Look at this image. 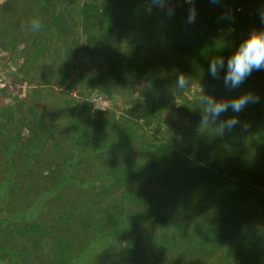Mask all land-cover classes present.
Wrapping results in <instances>:
<instances>
[{
  "label": "trees",
  "instance_id": "trees-1",
  "mask_svg": "<svg viewBox=\"0 0 264 264\" xmlns=\"http://www.w3.org/2000/svg\"><path fill=\"white\" fill-rule=\"evenodd\" d=\"M144 1L152 0H82L77 8L72 6V0H35V6H26L32 17L42 22L41 31L35 34L26 30L25 19L18 28L15 16L4 22L0 15L2 48L10 51L18 41L23 42L27 55L20 71H32L40 85L31 90L28 99L0 107V157L13 163L15 158H23L27 165L38 166L40 144L55 135L51 114L56 113L69 146L61 154L55 148L57 159L48 164L45 175L51 184L39 173L38 179L51 188L70 181V168L78 154L91 157L95 170L90 198L68 199L46 226L36 218L14 223L3 232L5 239L26 236L37 248H43L39 234L54 238L63 230L60 223L76 219V237L64 233L66 237L57 236L48 246L57 256L53 264H76L91 248L86 236H95L100 243L118 224L125 225L129 220L132 225L117 234L121 238L119 245L106 247L108 254L103 264H204L213 258L219 264H263L264 71L253 72L237 90L252 89L261 97L260 103L240 113L250 127L243 138L237 134L239 127L223 137L198 130L199 91L227 94L205 83L196 87L191 100L180 98L178 110L183 112L186 123L178 133L180 140L173 139L172 143L151 138L147 132L150 124L159 127L160 111L164 110L165 102L156 95L132 107L136 113L132 120L108 110L97 109L90 114L86 104H79L53 87L54 82L64 83L67 89L75 81L85 85V77L89 82L96 81L95 87L104 93L125 84L133 65L126 66V60L115 59L114 47L120 37L132 45L140 58L146 56L147 47L153 50L157 46L182 54L198 51L204 57L226 56L238 41L226 47L206 34L221 25L222 9L234 10L248 1L252 9L246 13L247 19L254 20L258 12L264 11V0H222L220 4L191 0L185 5L199 11L200 19L189 24L185 18L187 7L180 12L173 5L176 0H169V6L174 8L172 15L145 3L142 6ZM256 2L260 5L256 6ZM126 14L140 16L126 28ZM175 20L182 24L177 27ZM188 28L193 37L184 35ZM240 29L233 28L239 33ZM98 56L103 61L98 62ZM83 60L90 62L89 72H84ZM213 81L215 85L218 80ZM34 100L50 104V118L39 114L38 105L30 103ZM41 108L45 109L43 105ZM53 173L60 174V179L53 178ZM3 185L0 180V191ZM42 200L38 196L35 202ZM27 214L32 213L27 210ZM141 239L143 252L138 255ZM140 257L143 262L138 260Z\"/></svg>",
  "mask_w": 264,
  "mask_h": 264
},
{
  "label": "rangeland",
  "instance_id": "rangeland-1",
  "mask_svg": "<svg viewBox=\"0 0 264 264\" xmlns=\"http://www.w3.org/2000/svg\"><path fill=\"white\" fill-rule=\"evenodd\" d=\"M81 1L72 0V6L77 8V5ZM23 3H26L25 8H22L24 7ZM144 3L145 6L147 5V7L153 9L154 7L160 8L154 3V0L144 1L142 6H144ZM35 4V0H27V2L26 0H0V15L4 19V22L6 19L15 16L13 20L17 23L19 22L18 28H20L24 24L23 19L27 23L32 18L31 11L26 6L31 5L33 7ZM185 4L187 3L184 0H176L173 3L174 6L179 7L178 10L180 12L186 9L185 7L187 6ZM256 4V6L260 5L257 2ZM188 9L189 6L187 7ZM227 9H230L232 12L231 19H226L224 16L218 28L212 33L206 32L208 39L219 40L226 47H230L235 41H239L246 35L249 29H259L261 27L259 19H247L246 13L252 9L250 2L243 1L238 8L234 10L231 8ZM205 10L208 14L210 13L208 9ZM140 11L143 13L144 10L140 9ZM195 12V18L200 19L198 16L199 11L195 9ZM214 12L219 14V12ZM137 17L133 18L126 14L124 19L126 28L128 25H132ZM178 19H181L179 13ZM177 23L179 24L177 25ZM181 24V21L175 20L174 25L178 27ZM234 26L242 28L240 29V33L233 30ZM181 28L183 29L184 27L181 26ZM189 28L184 34L188 37L193 35ZM2 47L4 46L0 39V107L13 105L19 99H28L31 90L34 87L40 86L38 79L32 77V71H28L27 74L22 73V69L20 71V66L27 55L24 43L18 41L10 51ZM146 52V56L140 58V56L134 54L130 43H127L121 37L116 40V46L114 47L115 59L120 62L126 60V66L133 65V67L128 72L126 83L112 88L108 92L104 93L95 87L97 86V82H89L87 77H85V85H79V82L75 81L70 85L71 88L67 89L63 87L64 83L54 82L53 87L62 95L72 96L79 104H86L90 109V114H94L95 110L101 109L114 112L116 115H122L123 117L129 116L132 120H135L134 116L136 114L131 111L132 107L135 106L137 108L145 104L147 98L156 95L157 98H162L165 102L164 110L160 111L158 118L159 127L156 129L154 125L150 124L147 127V132H149L151 138H155L156 140L165 139L169 143L174 142V140H180L177 137L178 133H180L183 125L186 123V117L183 112L178 110L181 102L180 98L184 97L187 101L194 98L196 87L202 83L213 87L214 90L223 89L226 91L219 80L213 85V79L207 76V62L214 55L208 54L204 57L198 51H189L182 54L177 53L175 50H164L161 46H157L153 50L147 47ZM102 58L98 56L97 61H103ZM89 65V61H82L84 72L90 71ZM177 71L184 73L190 79L189 86L180 94L165 90L174 81ZM41 101L34 100L30 101V103L38 105L39 114H42L44 118L48 119L52 116L55 135L53 134L54 137L48 138L40 144L41 149L37 155L38 166L27 165L23 158H20V160L19 158H15V163H13L5 161L0 157V180L4 182L3 189L1 188L0 191V264H53L57 256L52 253V250L48 246L57 236L60 237L67 234V236L76 237L74 231L76 219H70L67 224L60 223L64 231L62 230L54 238L39 234V245H45L43 248H37L35 244L26 239V236L6 240L3 232L14 223L30 222L35 220V218L42 225L45 223L44 226L51 224L52 218L57 215L60 207L65 204L64 202L68 199L79 198L80 200L81 198H90V195L94 191L95 183L91 181V177L95 171L93 159L79 154L77 160L70 168L73 178L62 185H56L54 188L50 187L49 184L52 181H48V178L45 176L46 170H48L46 168L50 167L48 164H52L57 159L55 148L57 147L58 153L61 154L63 149L68 148L69 141L63 134V123H61L59 116L56 113H50L52 109L48 102ZM42 105L45 107L44 110L41 108ZM249 128L248 126L246 130L248 131ZM244 130L241 128L237 130V134L242 138L246 134V130ZM40 166L45 168L40 170ZM37 173L41 174L49 184L41 183L42 181L38 179ZM53 174V178H56V180L60 179V174ZM85 182H87L86 185ZM38 196L39 199H43L41 203L35 202ZM30 204L32 205L29 206ZM33 205L36 206L34 207ZM27 210L32 214H27ZM130 224L132 225L129 220L125 225L118 224L115 231L109 237L105 236V240L100 243L95 236H86V240L91 243L89 246L91 247L89 248L90 251H86V256L82 257L81 261H77L76 264H103L105 256L108 254L106 247L108 245H119L121 238L117 234L127 229ZM148 229L152 230V227L149 226ZM70 243L73 245V242ZM142 245H144V242L141 239L137 245L139 247L138 255L143 252L140 249ZM46 247L48 248L46 249ZM105 249L106 252H104ZM79 253L80 251L77 254ZM213 259L207 260L204 264H219L217 258ZM138 260L141 261L142 257L138 258ZM193 264L200 263L195 261ZM222 264H227V262H223Z\"/></svg>",
  "mask_w": 264,
  "mask_h": 264
},
{
  "label": "clouds",
  "instance_id": "clouds-1",
  "mask_svg": "<svg viewBox=\"0 0 264 264\" xmlns=\"http://www.w3.org/2000/svg\"><path fill=\"white\" fill-rule=\"evenodd\" d=\"M191 4V0H184ZM220 4L222 0H210ZM154 3L166 12L174 14V8L169 6V0H154ZM226 19H231L230 9L223 10ZM195 8L189 7L186 21H195ZM258 19L264 25V11L258 12ZM42 22L39 17H32L26 23L30 33L41 31ZM264 71V27L250 29L228 55H215L207 62V76L219 80L226 89L224 95H217L201 89L196 97V107L199 109L198 130L211 136L223 137L236 128L246 129L248 124L240 118V113L249 105L260 103V95L252 89H241V86L253 72ZM189 77L177 71L171 85L166 91L180 94L189 86Z\"/></svg>",
  "mask_w": 264,
  "mask_h": 264
}]
</instances>
